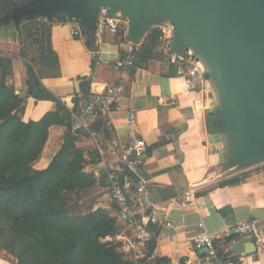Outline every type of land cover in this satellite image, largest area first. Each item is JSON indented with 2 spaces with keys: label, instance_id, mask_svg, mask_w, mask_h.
I'll use <instances>...</instances> for the list:
<instances>
[{
  "label": "crops",
  "instance_id": "crops-1",
  "mask_svg": "<svg viewBox=\"0 0 264 264\" xmlns=\"http://www.w3.org/2000/svg\"><path fill=\"white\" fill-rule=\"evenodd\" d=\"M124 23L120 36L106 35L97 42L82 34L73 36L76 23H50V43L58 58L59 76L44 77L42 83L67 110L74 111V130H94L89 138L80 137L89 161L85 171L96 177L94 210H108L121 228L115 238L106 240L120 244L124 260L132 264H207L210 252L195 246L199 234H224L231 226L254 219L259 220L264 231V164L245 171L229 165L228 144L215 123L219 98L213 83L210 81L203 91L189 92L176 76L166 50L157 57V43L147 67L117 66L143 43L134 45L127 40L128 26ZM22 27L20 31L12 26L0 28V54L12 64L7 83L25 97L22 119L39 121L54 112L57 103L27 95V67L21 57ZM111 87L120 89L119 97L111 101V111L86 114L82 97L87 94L83 92L107 98ZM132 120L135 124H131ZM133 139L147 144L138 170L129 169L123 159ZM63 142L64 128L52 127L35 169H46ZM97 149L101 162L94 163L91 153ZM131 171L139 177L138 182ZM113 174L120 177L139 216L153 214L158 218V224L147 226L150 239L137 249L129 244L134 238L133 230L120 218L111 196ZM142 186L146 188L147 201H142L138 192ZM190 189L197 196L191 206L184 200ZM242 240L233 237L218 241L216 252L240 264H264V251L233 258L232 250ZM0 264L17 261L0 253Z\"/></svg>",
  "mask_w": 264,
  "mask_h": 264
},
{
  "label": "trees",
  "instance_id": "trees-1",
  "mask_svg": "<svg viewBox=\"0 0 264 264\" xmlns=\"http://www.w3.org/2000/svg\"><path fill=\"white\" fill-rule=\"evenodd\" d=\"M50 32L45 20L22 27L27 95L57 103L56 110L39 121L22 119L25 97L7 83L12 64L0 54V253L17 264H132L124 260L120 244L106 240L120 233L115 218L108 210H94L96 177L85 171L89 161L80 143L81 136L89 138L94 130H74V111L42 83L44 77L59 76ZM156 43L159 58L166 44L153 29L133 49L130 68L147 67ZM54 126L64 128L63 145L46 169L36 170ZM91 157L101 162L98 149Z\"/></svg>",
  "mask_w": 264,
  "mask_h": 264
},
{
  "label": "water",
  "instance_id": "water-1",
  "mask_svg": "<svg viewBox=\"0 0 264 264\" xmlns=\"http://www.w3.org/2000/svg\"><path fill=\"white\" fill-rule=\"evenodd\" d=\"M102 9L127 23L134 45L153 28L168 27V50L200 65L206 88L211 81L217 91L215 123L227 141L229 165L245 171L264 164V0H0V28L20 31L35 20L76 23L97 42ZM232 251L237 258L257 249L248 237Z\"/></svg>",
  "mask_w": 264,
  "mask_h": 264
},
{
  "label": "built area",
  "instance_id": "built-area-1",
  "mask_svg": "<svg viewBox=\"0 0 264 264\" xmlns=\"http://www.w3.org/2000/svg\"><path fill=\"white\" fill-rule=\"evenodd\" d=\"M125 23L115 17L107 16L104 9L101 10L99 24L96 28V38L101 41L106 35L120 36ZM73 36L81 37V29L78 25H73ZM160 29L161 36L165 40V50L169 55L172 64L176 68V76L184 81V84L189 92L203 91L205 87L204 73L200 65L195 63L187 55L180 53H171L167 47V39L169 28L165 26L157 27ZM134 56L130 55L125 60L117 63L119 68L132 67L134 65ZM120 95V89L111 87L107 89V98L99 93H93L82 97V102L85 103L84 112L94 116L97 111L108 113L111 111L112 99H117ZM163 102L161 101L160 104ZM131 124H135L132 120ZM147 152V144L142 139H133L124 151L123 159L129 169L135 170L143 163V158ZM110 190L113 201L118 208V214L125 221L128 227L133 230L134 238L129 241L133 249H137L139 245L150 239V233L147 230L149 224H158L156 216L149 215L141 217L134 209L132 200L128 197L124 187H122L120 177L116 174L110 176ZM138 192L143 196L142 201L148 200V195L145 186L138 189ZM197 196L194 189L186 192L184 200L186 205H194ZM172 226V224H167ZM248 238L254 239V244L257 251H264V231L260 228V222L257 219L246 220L239 224L231 226L224 234L209 235L199 234L195 239V246L198 249H207L210 254L207 258V264H240L234 259H228L216 252V242L228 238ZM138 258V257H137Z\"/></svg>",
  "mask_w": 264,
  "mask_h": 264
},
{
  "label": "rangeland",
  "instance_id": "rangeland-1",
  "mask_svg": "<svg viewBox=\"0 0 264 264\" xmlns=\"http://www.w3.org/2000/svg\"><path fill=\"white\" fill-rule=\"evenodd\" d=\"M158 31H160V29L156 28ZM4 254H6L7 256H9L6 252H3ZM11 257V256H10Z\"/></svg>",
  "mask_w": 264,
  "mask_h": 264
}]
</instances>
